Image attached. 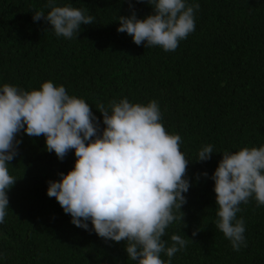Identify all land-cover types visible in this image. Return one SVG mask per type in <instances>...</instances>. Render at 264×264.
I'll return each mask as SVG.
<instances>
[{
    "label": "trees",
    "instance_id": "1",
    "mask_svg": "<svg viewBox=\"0 0 264 264\" xmlns=\"http://www.w3.org/2000/svg\"><path fill=\"white\" fill-rule=\"evenodd\" d=\"M131 2L137 18L152 14L146 2ZM188 3L200 5L195 30L175 51L165 52L137 46L131 36L117 32L119 16L132 12L129 0H57V6L84 9L95 18L71 40L57 37L45 20L33 21L34 11H50L47 0H0V85L26 91L46 81L63 85L69 95L90 104L101 131L98 105L123 98L141 104L155 100L165 130L181 136V151L190 161L187 202L176 213L181 219L163 237L166 246L173 234L186 240L171 264H264V206L258 207L254 197L239 205L247 246L234 251L215 227L218 206L211 179L222 152L264 145V0ZM21 137L9 166L16 181L0 224V264H135L126 241L99 237L90 222L88 230L76 227L47 195L48 182L73 169L74 150L61 161L46 150L43 135L22 132ZM209 144L218 153L196 161ZM161 258L168 260L164 253Z\"/></svg>",
    "mask_w": 264,
    "mask_h": 264
},
{
    "label": "clouds",
    "instance_id": "2",
    "mask_svg": "<svg viewBox=\"0 0 264 264\" xmlns=\"http://www.w3.org/2000/svg\"><path fill=\"white\" fill-rule=\"evenodd\" d=\"M153 8L152 14L137 18L132 12L119 16L117 32L146 48L159 46L175 51L179 42L195 30L194 12L198 3L188 0H136ZM50 11H34V22L45 20L57 37L77 38L81 25L95 18L71 5L57 6L47 0ZM100 120L83 98L69 95L63 85L43 82L39 89L26 91L17 86L0 85V224L9 209L8 190L16 179L10 162L18 155L23 132L29 137H45L48 152L61 161L70 150L76 157L72 170L49 181L47 195L55 197L71 223L92 230L101 238L126 241L128 259L135 264H171V258L186 246V240L173 234L170 246L163 239L186 204L191 184L186 176L189 160L181 151L179 134L168 133L155 100L131 103L127 98L96 107ZM212 145L198 151V162L211 159ZM208 177V173H202ZM216 194L215 227L223 233L234 251L246 247L245 222L237 219L241 203L254 197L264 206V145L222 152V159L211 176ZM183 218V217H182ZM195 236L196 233L194 232ZM164 253L168 260L161 258ZM3 254L0 253V260Z\"/></svg>",
    "mask_w": 264,
    "mask_h": 264
}]
</instances>
